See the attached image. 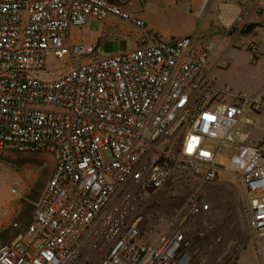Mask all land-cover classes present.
Masks as SVG:
<instances>
[{
  "label": "built area",
  "instance_id": "1",
  "mask_svg": "<svg viewBox=\"0 0 264 264\" xmlns=\"http://www.w3.org/2000/svg\"><path fill=\"white\" fill-rule=\"evenodd\" d=\"M240 2L236 14L221 10L225 29L244 23ZM132 7L133 0H0V154L48 153L55 161L33 221L0 247V264H192L210 212L202 186L222 172L240 183L264 264V149L248 133L261 103L244 93L232 102L215 88L209 71L229 62L216 58L214 40L146 33L115 56L84 43L93 19L145 28ZM186 176L200 186L169 233L148 241L140 205Z\"/></svg>",
  "mask_w": 264,
  "mask_h": 264
},
{
  "label": "rangeland",
  "instance_id": "2",
  "mask_svg": "<svg viewBox=\"0 0 264 264\" xmlns=\"http://www.w3.org/2000/svg\"><path fill=\"white\" fill-rule=\"evenodd\" d=\"M132 9L143 11L142 18L147 20L158 36L178 38L199 35L207 38L203 36L202 20L192 12L191 6L187 10H180L174 0H133ZM112 20L115 19L105 22L91 20L89 29L84 32V43L92 45L94 39H98L102 53L115 56L131 50L139 33L148 34L145 23V28H141L129 22ZM81 35L80 29L72 32L74 41H79ZM157 35L154 38L161 39ZM109 158V154L103 155L104 161ZM54 167V158L48 153L0 154V208L4 207L0 215V247L12 242L31 223L34 212L26 213L25 206H36ZM199 186V181L189 176L184 178V182L170 180L162 190L141 204L137 217L142 218L140 227L143 236L152 242L159 235L168 234L175 215ZM202 189L207 193L210 212L203 237L194 241L192 264L200 260L208 264H258L237 178L222 172L213 183L203 185ZM30 195H39V198L31 203L27 199ZM218 238H221V242L214 245Z\"/></svg>",
  "mask_w": 264,
  "mask_h": 264
},
{
  "label": "crops",
  "instance_id": "3",
  "mask_svg": "<svg viewBox=\"0 0 264 264\" xmlns=\"http://www.w3.org/2000/svg\"><path fill=\"white\" fill-rule=\"evenodd\" d=\"M174 1L180 10L192 7V12L202 20V28L205 30L203 36L207 37L205 39L214 40L218 45L216 58L229 62L227 68H214L209 71L215 88L228 94V100L232 102L237 100L239 94L244 93L261 103L255 124L248 129V133L249 142L261 145L264 149V0H241L240 4L247 8L244 23L236 24L230 29H225L218 18L221 10L228 5L236 14L239 9L236 0H209L207 5L203 4V0ZM135 12L146 24L148 34L154 38L157 33L142 18L143 11L138 9ZM146 33H139L136 40L145 37ZM158 37L164 40L174 38L171 35ZM92 43L97 44L98 39H94ZM135 44L133 42L132 46ZM250 44L256 46V53L244 49L245 45Z\"/></svg>",
  "mask_w": 264,
  "mask_h": 264
},
{
  "label": "trees",
  "instance_id": "4",
  "mask_svg": "<svg viewBox=\"0 0 264 264\" xmlns=\"http://www.w3.org/2000/svg\"><path fill=\"white\" fill-rule=\"evenodd\" d=\"M38 198H39V195H37L36 197L34 196V195H30V196H28V201L29 202H31V203H35L37 200H38ZM37 204V203H36ZM35 204V205H36ZM35 207L36 206H34L33 204H26V206H25V211H26V213H29V214H31V213H33L34 211H35ZM30 216V215H29ZM32 218V217H31ZM33 219V218H32ZM33 221V220H32ZM31 221V222H32ZM24 232V231H23ZM22 233V232H21ZM20 233V234H21Z\"/></svg>",
  "mask_w": 264,
  "mask_h": 264
},
{
  "label": "bare ground",
  "instance_id": "5",
  "mask_svg": "<svg viewBox=\"0 0 264 264\" xmlns=\"http://www.w3.org/2000/svg\"><path fill=\"white\" fill-rule=\"evenodd\" d=\"M5 198V197H4ZM3 202V201H2ZM3 209H4V207L3 206H1V208H0V215H2V213H3ZM2 217V216H1Z\"/></svg>",
  "mask_w": 264,
  "mask_h": 264
}]
</instances>
